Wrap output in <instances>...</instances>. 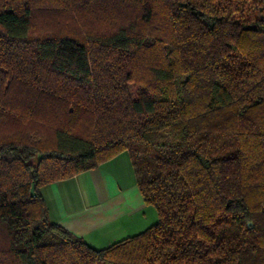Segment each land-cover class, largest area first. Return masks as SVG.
<instances>
[{"label": "trees", "instance_id": "obj_1", "mask_svg": "<svg viewBox=\"0 0 264 264\" xmlns=\"http://www.w3.org/2000/svg\"><path fill=\"white\" fill-rule=\"evenodd\" d=\"M125 151L158 219L94 249L39 189ZM0 264H264V0H0Z\"/></svg>", "mask_w": 264, "mask_h": 264}, {"label": "crops", "instance_id": "obj_2", "mask_svg": "<svg viewBox=\"0 0 264 264\" xmlns=\"http://www.w3.org/2000/svg\"><path fill=\"white\" fill-rule=\"evenodd\" d=\"M51 222L92 248L137 235L157 222L140 195L128 152L39 189Z\"/></svg>", "mask_w": 264, "mask_h": 264}, {"label": "water", "instance_id": "obj_3", "mask_svg": "<svg viewBox=\"0 0 264 264\" xmlns=\"http://www.w3.org/2000/svg\"><path fill=\"white\" fill-rule=\"evenodd\" d=\"M30 193H31V194H34V185L31 186V188H30Z\"/></svg>", "mask_w": 264, "mask_h": 264}, {"label": "rangeland", "instance_id": "obj_4", "mask_svg": "<svg viewBox=\"0 0 264 264\" xmlns=\"http://www.w3.org/2000/svg\"><path fill=\"white\" fill-rule=\"evenodd\" d=\"M151 207H153V206H151ZM154 208V207H153ZM155 209V208H154ZM156 214H157V212H156ZM158 217V216H157ZM158 219V218H157ZM86 243V242H85ZM94 249H99V248H94Z\"/></svg>", "mask_w": 264, "mask_h": 264}]
</instances>
